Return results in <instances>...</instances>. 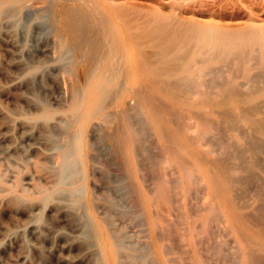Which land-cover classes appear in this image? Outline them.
<instances>
[{
	"label": "rangeland",
	"instance_id": "1",
	"mask_svg": "<svg viewBox=\"0 0 264 264\" xmlns=\"http://www.w3.org/2000/svg\"><path fill=\"white\" fill-rule=\"evenodd\" d=\"M56 1L19 0L13 3L9 2L0 13V264H108L106 257L108 250L106 244L107 238L121 239L120 242L123 245L121 244L122 257H120L119 264H165L162 261V255L158 251L160 244L166 243L170 246V243L173 242L170 240L173 238L172 235H174L173 233L171 235V232L172 229L174 231L173 226L176 220L178 224L182 221L180 223L182 225L184 222L182 219L188 216L190 217H188V220L191 219V216L193 217L197 209L202 206V202L206 203V200H208L207 187L205 188L206 185L202 187L204 184L198 185L195 183V187L191 191V194L193 193L194 195L188 194L186 199L183 187L181 185H177V188L173 186L175 189L171 187L172 190L176 191L173 203L175 206H177L176 203H178V206L183 204V209L182 207H178L179 210H176L177 212L174 211L176 207L175 209L172 207V201L168 204L169 207H167L162 199L163 196L153 193L155 190L153 186L159 178H164L167 183L172 179L171 176H168L170 175L167 174L168 171L164 169V167H167L164 166L165 164H169L170 166H168L171 169L172 166L175 168L174 174H172L173 179H176L180 173L177 164L170 161L168 154L163 150V144L158 139L154 130L149 129L144 142L146 145L151 144L154 146L147 145L150 148L149 152L151 151V153L154 152L155 154L150 153L153 156L145 161V164H149L150 170L149 168H146V170L147 173L149 170V175L151 174L152 176L148 174L146 176L143 173L145 180H149V182L141 179V185L144 189L148 188H146L147 190L145 189L146 192L151 195L153 193L154 202H156L152 203L150 210L138 199L137 187H139V184L130 176L122 156L117 154L119 152L115 145L114 134L121 126L119 118L123 103L121 88L123 84L121 80L114 77L112 72L103 71L109 77L106 83L107 89L97 96L100 101H98V105L95 107L96 111L93 112L89 124H85L88 83L91 78L102 71L107 61L109 47L104 41L105 33L100 30L101 24L96 21L84 23L86 26L88 24L91 29L86 28L83 24L80 29L79 26L81 24L79 26L75 24L79 29H77L78 32L75 31V25L71 27L72 24L69 23L70 19L67 20L66 18V16L68 18H72V16L70 15L71 17H69L66 13L65 16L63 13L66 7L72 8L73 4L79 1L70 0L74 2H72L73 4L69 0H67L68 2L64 0L65 3L63 0ZM230 1L217 0L215 3V0H179L180 4L176 5L175 9L182 11L186 16L195 17L202 21H215L235 25L254 19L258 23H264V0ZM132 2L138 7H166L167 5V7H170L173 1L132 0ZM197 2H199V5ZM61 3H64L63 6L65 8L60 6L62 5ZM78 4L80 5V3ZM78 4L75 5L78 7ZM238 4H242L243 6ZM74 6L73 8H76ZM8 7L12 12H10ZM230 12L232 13L230 14ZM60 14L63 16L60 17ZM63 17L64 21L62 20ZM58 18L59 21L57 20ZM24 21H26L25 24ZM68 25L74 33L69 30ZM87 29H89L87 31L90 33L89 35L86 33ZM79 31L81 36H79ZM64 32H67L65 33L66 35ZM98 32L100 34L102 32V34L100 35ZM70 35H74L76 38H72ZM78 36L81 39H78ZM90 36L91 38L89 39ZM86 38L87 41H84L83 39ZM95 38L97 41H95ZM68 39H71L69 40V46ZM78 43L81 46H78ZM84 43L85 45H83ZM75 44L79 47L77 50H80H76L77 46ZM90 45H93L91 46V48L93 47L92 50ZM81 51L83 53H80ZM78 52L81 54L80 56ZM87 52H92V55ZM88 54H90L89 60L94 59L91 62L88 61ZM104 57L105 60L102 61ZM117 58L119 61V55L114 59L115 64L117 63ZM83 61L84 63L88 61L87 65ZM93 62L98 64L95 63V68L92 65L94 64ZM83 64L86 65V67L84 66L85 70L81 68L82 71L81 69V72L78 71ZM87 71L91 77L88 76ZM73 77H76V80L78 78L79 81L74 80L75 78ZM87 78L89 81H87ZM77 84H81L82 88L77 87ZM156 99L163 102L159 98ZM105 104L108 105L105 106ZM105 122L110 123L107 124ZM98 124L100 126L104 125V129L102 130ZM105 130H108L107 133ZM148 133L150 136H148ZM108 141L110 145L107 144ZM115 148L116 150H114ZM151 149H153V152ZM114 155L116 156V161ZM152 157L155 159L154 162ZM166 159L167 162H165ZM117 162L121 165L118 166ZM110 163L114 165H110ZM171 169H168L169 173H173ZM128 187L132 189L129 190ZM154 187L156 188L157 185ZM150 188L152 192L149 191L151 190ZM172 190L170 191V195L173 194ZM178 194L181 197L178 198ZM202 194H205L203 195L204 197H202ZM249 194L245 200L249 204L246 210L252 212V207L256 203V200L252 192H249ZM159 198L160 201L162 199L163 206L167 208L162 209L160 207L159 203L161 202L158 201ZM180 198L182 200H179ZM188 200H190L189 205ZM197 200L199 201L197 202L198 207L195 204ZM178 201H181L182 204L180 205ZM135 202L136 205L134 204ZM90 205L93 207L92 210ZM193 205V212L189 211L192 215H187L189 214L187 207L190 206L191 208ZM154 206L157 208V213L154 210ZM137 207L139 210L141 209L139 212ZM165 209H167L168 213L163 211ZM128 212L131 213L132 217ZM181 212L185 213L184 217L182 216L183 218L180 216ZM153 213L154 215L158 214L160 218L162 215L167 216H164L165 220H163L164 217L159 219L163 231L162 229L159 230L160 233L163 232L167 236L171 231L169 233L171 235L170 240L158 238L152 223H150L151 214ZM160 213L162 214L160 215ZM176 215L182 219L180 220V217ZM166 218L172 221L171 223L174 221L172 227H169L171 224H167L169 220ZM178 224L175 226H179ZM184 224L182 225L183 227L185 226ZM181 225L177 228L174 226L175 230L181 229V232L174 231L177 235V237L174 236L176 240L183 237L182 229L184 230V228ZM220 225L223 226L220 227ZM213 226L215 231L212 240L214 241L215 239V242H219V240L217 241L218 236L220 239L223 238L220 242L225 243L227 255L237 260V254H241L246 249L245 242L237 237L233 227L223 223ZM166 227L168 229L165 230L164 228ZM226 230L229 231L226 233ZM178 232L180 236H178ZM182 241L185 242L184 237L183 239L181 238ZM178 242L181 244L178 246L179 249L174 248L176 249L174 251L171 248L173 249V253H169V255L171 254L172 257L175 255V259H177V256L178 259L182 256V259L184 258L183 260L180 258L182 261L186 260L184 262L190 261L196 264L193 252L188 249L189 253L192 252L190 253L192 257H187L186 255H189V253L184 249L185 244L183 245V242ZM179 243L175 244L178 245ZM142 244H146L142 246L143 249L141 247ZM149 245L150 248L146 247ZM182 245L184 246L183 250L182 248L180 249ZM136 248L144 251L140 252ZM144 248L148 249V251ZM230 251L233 252L232 255ZM150 257L151 261L149 260ZM175 259L171 264H186ZM236 260L232 261L229 259L227 261H232V264H238L239 261ZM217 264L223 263L218 262Z\"/></svg>",
	"mask_w": 264,
	"mask_h": 264
},
{
	"label": "bare ground",
	"instance_id": "2",
	"mask_svg": "<svg viewBox=\"0 0 264 264\" xmlns=\"http://www.w3.org/2000/svg\"><path fill=\"white\" fill-rule=\"evenodd\" d=\"M17 1L19 0H0V13L6 4ZM58 1L59 0L56 2ZM78 1L80 5L77 2L74 3L72 1L73 4L70 1L73 6L75 4L79 5L78 7L75 5L76 8H73V6L72 8H65V6H63L65 1L60 5L65 8H63L64 15L66 13L69 17L72 16V18H68L65 15L67 20H71V22L69 20V23L72 24L71 27L75 24H78V26L81 24L79 26L80 28L83 24L86 28H90L88 24L86 26L84 23L96 21L101 24L100 30L104 31V41L109 47L107 61L102 71L91 78L90 81L87 78L89 83L86 81V83H88V95L85 104V124H89L93 112L96 111L95 107L98 105V101H100L97 96L107 89L106 83L109 77L103 71L112 72L114 77L121 80L123 84L121 86L123 103L119 118L121 126L114 134L116 141V144L115 142L114 144L119 152L117 154L122 156L130 176L139 184V187H137L138 199L151 210L152 203L156 202H154L153 193H156L163 196L162 199L167 207H169L168 204L172 201V207H174V209L176 207L174 211H178L183 204L181 201H178L180 202L179 204L182 205L178 206V203H176L177 206H175L173 202L175 200L176 191L174 192L172 188L175 189L177 185H181L186 198L188 194H191V191L195 187V183L198 185L204 184L202 187L205 185V188L207 187L208 200H206V203L202 202V206L197 209L193 217L191 216V219L188 220L189 216L182 219L185 214L183 213L184 210H182L183 207L181 209L183 211L181 215L178 214L183 217L181 218L176 215L184 222L187 220L186 224L183 222L185 225L184 227L182 226L183 224H180L182 221L178 224L176 220L174 224V221L171 223L172 221L166 218L169 220L167 224H171L169 227H172V224H174V226L178 224L184 228V230L182 229V235L185 238V242L182 241L183 243L181 242V238L183 239V237L178 238V240L174 237H177L175 233L181 230H175V227L177 228L179 226H173L176 232L174 233L172 229V232H170L171 235L172 233L174 234L172 235L173 238H170L171 235L169 232V238L167 239L168 236L166 234L164 235L163 232L160 233L163 227L162 225L160 226L159 220L167 216L162 215L160 218L158 214H151L150 223H152L158 238H162L161 240L165 238L167 241L171 239L170 241H173L170 243V246L163 242L164 244H160L159 249L157 248L159 254L162 255V261L165 264H171L176 256L174 255V257H172L169 253H173L174 248L179 249L178 246L181 244L178 241H180L183 245L185 244L184 249H186L187 252L188 249L193 252L196 264H217L218 262L232 264V261L236 259H232V256L229 255V257L227 255L225 243L220 242L223 238L220 239L218 236L217 241L219 240V242H215V239L214 241L212 240L215 231L213 225L223 223L233 227L237 237L246 244V249L243 250L241 254H237L238 257L235 256L238 258V264H264V23H258L254 19L249 20V18V21L235 25L215 21H202L195 17L186 16L182 11L175 9V6L180 4L179 0H172L173 2L170 7H167L168 5L166 7H138L132 0ZM216 1L217 0H215V3ZM198 3L199 2H197V4ZM57 6L59 7V5ZM240 6L243 5L241 4ZM9 10L12 12L10 8ZM232 12H230V14ZM56 16L59 17L58 15ZM62 16L63 15L60 14V17ZM59 18L57 19L58 21ZM25 22L26 21H24V24ZM69 25L67 26L68 28L70 27ZM74 27L76 30H73L77 31V26L75 25ZM70 29L71 28H69V30ZM88 30L89 29L86 30L87 35L90 34L87 32ZM92 31L94 30L92 29ZM65 33L67 32H64V34ZM98 33L100 34V32ZM99 34L98 36H100L102 32L100 35ZM60 36L62 35L60 34ZM70 36L76 38L74 35ZM79 36H81V33ZM79 36L78 39L80 38ZM90 38L91 36L89 39ZM69 40L71 39L67 41L69 43L68 46L70 45ZM83 40L87 41V38ZM95 41H97V39ZM73 43H75V41H73ZM85 43L83 45H85ZM93 44L95 45V43ZM83 45L82 47L84 49ZM78 46L81 45L79 44ZM78 46L76 50L79 48ZM91 46L93 45H90V48ZM130 48L132 49L131 51ZM92 52L87 53L92 55ZM80 53H83V51ZM90 54H88L87 57L88 61L91 62L94 59L89 60ZM78 55L80 56L81 54L78 52ZM117 55H119L120 59L118 61L117 58V63L115 64L114 59ZM103 60H105V57L102 61ZM95 63L92 64L94 68ZM84 64L78 71H80L81 68L83 69L84 66L86 67ZM89 72L88 76L91 77ZM73 78L76 80V77ZM76 81H79L78 78ZM80 85L77 84V87L82 88ZM156 98L163 100V102ZM106 105L108 104H105V106ZM103 126L99 125L102 130L105 127ZM149 129L154 130L158 139L163 144V150L168 154L170 161L177 164L180 173L176 179H173L172 174H174L175 168L172 166L171 169L169 168V164V166L165 164L164 166L167 167H164V169L168 171L167 174H170L168 176H171L173 180L170 178V182L167 183L164 178L158 177L159 180L155 184L157 187L155 188V185L153 186L155 190L152 195L145 191L147 188L146 186L144 189L141 185V179L149 182V180H145L143 175V173L146 176L147 174L149 175L150 170L149 164L146 163V165L145 161L153 156L151 154H155L153 149H151L153 153H151V151L149 152L150 148L147 147L149 144L146 145L144 142V138L147 136L146 134ZM108 130H105L106 133ZM148 136H150L149 133ZM109 141L111 142L110 139ZM109 141L107 144L110 145ZM114 150H116V148ZM93 157L91 158L93 159ZM152 160L154 162L155 159L152 157ZM118 161L120 162V160ZM165 162H167V159ZM111 164L112 163H110V165ZM117 165L119 166L121 164L117 162ZM146 168H149L148 173ZM168 169H171V171L173 170V173H169ZM122 171L124 172V170ZM149 176L152 175L150 174ZM173 186L176 187L174 188ZM130 189L132 188H129V190ZM171 190L173 194L175 193L174 195L171 194L174 197L170 195ZM149 191L152 192V189ZM249 192L254 194V199L256 200L254 206L252 205V212L246 210L249 204H247L245 200ZM89 194L88 196H90ZM191 195L193 196L194 194L192 193ZM203 195L205 194H202V197H204ZM179 197L181 196L178 194V198ZM160 198L158 201H160ZM171 198H173V200H171ZM162 199L160 202L163 206ZM179 200L182 199L180 198ZM189 201L190 200H188V202ZM249 201L252 202L251 200ZM197 202L199 201L197 200L195 204H197ZM161 203H159L160 207L162 209L165 208L166 206L162 207ZM134 204L136 205V202ZM189 204L190 202L188 205ZM194 205L191 208L190 206L187 207L189 213H186L187 215H192L189 211L193 212L192 208H194ZM90 207H92V205H90ZM92 209L93 207L91 210ZM137 209L138 212L141 210H139L138 207ZM156 209L157 208L154 210ZM130 211L132 212V210ZM163 211L167 212V209ZM128 214L131 216V213L128 212ZM161 214L162 213H160V215ZM165 217L163 220H165ZM221 226L223 225H220V227ZM164 229L166 230L168 228L166 227ZM228 231L229 230H226V233ZM178 236H180V233ZM120 240V238H107L106 244L108 250L106 257L108 264L120 263V257H122V242H120ZM175 243L179 244L176 245ZM145 245L146 244H142L141 247ZM183 245L180 247L182 250L184 247ZM187 246L188 248H186ZM146 247L150 248V245ZM139 248L136 249L139 250ZM144 249L148 251V249ZM175 250L176 249H174V251ZM190 253L186 256L192 257ZM232 253L233 252H231V255ZM142 255L145 257L144 254ZM184 255L183 257H185ZM180 258L182 259V256ZM179 259L177 256L175 260L182 261L184 258L182 260ZM229 259L232 261H227ZM149 260L151 261V257ZM149 260L148 262H150ZM184 263L190 264L192 262L187 261Z\"/></svg>",
	"mask_w": 264,
	"mask_h": 264
}]
</instances>
